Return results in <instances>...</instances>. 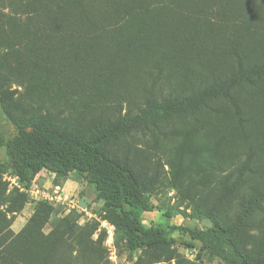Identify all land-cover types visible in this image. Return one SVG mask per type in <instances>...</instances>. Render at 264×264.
<instances>
[{"label": "rangeland", "instance_id": "rangeland-1", "mask_svg": "<svg viewBox=\"0 0 264 264\" xmlns=\"http://www.w3.org/2000/svg\"><path fill=\"white\" fill-rule=\"evenodd\" d=\"M160 1L0 0V91L13 92L18 120H39L80 138L125 116L139 119L138 128L110 138L102 150L126 162L146 188L144 226L161 224L177 242L169 249L132 250L95 186L79 173L57 178L43 170L25 188L8 169L0 173V264H224L235 259L228 244L212 236L192 239L190 231L206 232L214 222L227 226L239 212L246 196L242 187L231 192L221 181L250 145L260 159L247 184L263 182L264 89L244 90L245 108L255 106L245 110L253 115L246 128L225 104L196 108L192 94L178 109L144 110L152 90L156 100L180 96L184 82L220 72L230 60L225 25L187 11L186 0ZM229 7L236 15L237 6ZM237 30L242 50H264V28ZM11 128L0 107V136ZM4 158L0 146V161ZM19 192L27 197L23 206ZM43 202L49 209L44 223L28 225ZM112 236L117 261L110 259ZM236 240L256 264H264V205Z\"/></svg>", "mask_w": 264, "mask_h": 264}, {"label": "trees", "instance_id": "trees-1", "mask_svg": "<svg viewBox=\"0 0 264 264\" xmlns=\"http://www.w3.org/2000/svg\"><path fill=\"white\" fill-rule=\"evenodd\" d=\"M170 1L162 0L160 3L168 5ZM186 1L191 6L187 11L210 23L225 25L230 40L229 65L220 72L203 76V79L201 77L197 82H184L183 85L187 87L180 96L167 95L156 100L157 93L148 90L150 94L146 96L144 110L164 112L167 105L175 110L192 94L198 100L196 108L204 106L214 110L217 103V106L225 104L233 111L238 125L246 128L253 122V115L245 110H255V106L252 104L250 109L245 108L244 90L264 89V50H242L237 29L255 25L264 28V0H220L224 2L222 4L215 1L207 3L206 0ZM235 5L238 9L236 15L231 14L233 9L229 7ZM11 94L13 92L7 94L0 91V107L12 127L5 137L0 136V146L5 151V158L0 161V173L12 169L20 184L29 188L43 170L57 178H67L72 172H77L95 186L104 200L110 221L124 233L130 249H169L177 242V238L171 236L167 227L161 224L144 226L142 214L148 208L146 188L126 162L114 159L102 150V144L110 138L138 128L141 125L139 119L125 116L97 128L98 134L92 137L80 138L39 120H18L13 114ZM256 159H260V156L250 145L240 164L228 170L222 178L221 182L228 191L234 192L242 187L241 194H246L241 200L239 212L229 225L214 222L206 232L172 226L179 231H190L192 239L204 240L212 236L228 244L235 259L226 260L224 264H256L236 240V236L248 226L249 218L264 205V179L263 182L247 184V180L254 175ZM18 195L19 203L23 206L27 200L26 194L19 192ZM48 211V204L43 202L29 219L28 225L44 223ZM181 243L193 245L191 241L182 240Z\"/></svg>", "mask_w": 264, "mask_h": 264}, {"label": "built area", "instance_id": "built-area-1", "mask_svg": "<svg viewBox=\"0 0 264 264\" xmlns=\"http://www.w3.org/2000/svg\"><path fill=\"white\" fill-rule=\"evenodd\" d=\"M108 245L110 247V259L113 261H117V256L115 253V246L113 245V236H112V239L108 241Z\"/></svg>", "mask_w": 264, "mask_h": 264}]
</instances>
